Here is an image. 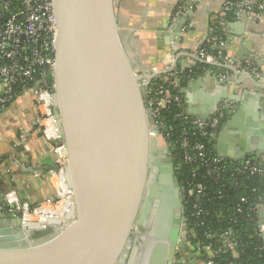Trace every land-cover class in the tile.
Wrapping results in <instances>:
<instances>
[{
	"label": "water",
	"instance_id": "obj_1",
	"mask_svg": "<svg viewBox=\"0 0 264 264\" xmlns=\"http://www.w3.org/2000/svg\"><path fill=\"white\" fill-rule=\"evenodd\" d=\"M164 1L162 9L157 4L152 9V0H52L53 114L66 148L74 214L58 229L22 226L11 214L0 216V264L176 263L178 249L187 241L182 229L191 226L184 212L185 186L144 93L162 76L151 70L170 53L192 51L199 32L195 12L180 18L175 14L179 0ZM187 17L192 21L182 34ZM249 24L227 25L244 47L241 51L238 46L242 55L235 58L248 59L264 73V35H249L247 42L241 38L239 26ZM181 73L177 82L192 85L196 93L182 98L207 109L206 118L187 114L193 121L208 123L221 104L237 103L239 97L250 101L254 89L264 85V79L256 83L241 75L245 92L238 93L236 87L231 94L234 78L219 80L215 72L189 80L187 68ZM209 80L212 90L205 93L203 83ZM248 107L236 105L231 120H247ZM259 152L224 156L215 148L214 154L238 161L247 156L258 160ZM141 228L148 232L136 245L132 238Z\"/></svg>",
	"mask_w": 264,
	"mask_h": 264
},
{
	"label": "built area",
	"instance_id": "obj_2",
	"mask_svg": "<svg viewBox=\"0 0 264 264\" xmlns=\"http://www.w3.org/2000/svg\"><path fill=\"white\" fill-rule=\"evenodd\" d=\"M196 7L197 0H179L175 14L183 18L188 10H194ZM230 11L234 13V17L238 20L259 22L264 15V0H223L221 13L224 14V12ZM185 32L186 25L182 26L181 29L182 34H185ZM55 38L56 24L52 11V0H0V85L3 86V90L0 93V105L9 104L15 99L16 96L12 92V87L15 84L31 86L26 90L31 91L34 97L35 126L40 129L46 141L51 143L54 166L57 167V170L51 171L49 176L55 194L46 197L41 204L30 207L28 202L22 200L13 189L5 193L4 208L8 207L9 212H4V215L14 214L21 221L25 217L35 218L37 211H47L49 217H52L51 213H55V217H59V209L63 208L66 201H70V198L73 197L69 186V189L67 188L65 175L64 177L62 176V173H67L66 148L59 136L57 120L53 114L52 78L55 64ZM212 43L220 49L217 55H212L204 48H200L195 52L197 58L206 66H217L221 62L225 63L227 58L221 52L223 42L219 41L217 43L216 40H212ZM234 66L238 71L253 75L255 78L260 77V74L252 67L250 62H239L236 60L234 61ZM144 94L154 125L161 131L168 143L171 129L160 121V113L170 102L180 106V99L177 97L169 98L163 92L162 87L155 86L152 82H150ZM233 110V103H223L219 112L208 123L193 121L188 116H182V114L181 116L184 121L183 124L191 125L197 131L200 139H206L207 136L213 139L221 124L223 114ZM181 145L185 151L184 164H191L197 157L201 161L204 159L205 150L201 142H196L192 146L193 151L196 152L193 156L187 154L189 144L186 140H183ZM17 146L22 151L28 150L24 138L18 141ZM168 147L171 153L172 146L169 143ZM222 159L224 158L216 156L210 162L218 164ZM229 161L234 162L233 170L236 172L264 176V163H261L259 159L244 158L238 161ZM19 165L18 159H12L2 171L1 177L7 178L13 169H17ZM208 172L209 174L218 175L215 171ZM202 194V184L185 186V200L196 199V197H201ZM241 202H244V200L242 199ZM263 203L264 201L259 199L252 209L257 211L259 205ZM193 208L196 211L194 215L201 213V210L196 205ZM2 215L0 214V216ZM186 217L188 216L186 215ZM60 218L62 219V217ZM62 225H64V222H62ZM59 227L52 228L58 229ZM259 231L263 233L261 223ZM221 237L224 245L222 249L214 250L210 246H206L203 247V250L217 256L235 245L225 235ZM204 264L212 263L209 260H205Z\"/></svg>",
	"mask_w": 264,
	"mask_h": 264
},
{
	"label": "crops",
	"instance_id": "obj_3",
	"mask_svg": "<svg viewBox=\"0 0 264 264\" xmlns=\"http://www.w3.org/2000/svg\"><path fill=\"white\" fill-rule=\"evenodd\" d=\"M222 2L223 0H197V7L192 11L196 13L195 18L197 21L195 22V25L199 34L197 36L198 38L196 37V39H193V50L189 53L186 52L185 54L181 51L177 54L170 53L164 56L156 67L151 70L152 72L157 69V71H159L158 74L162 75L161 79H164L173 85L174 89H176L180 96L179 107L182 114H185L186 116L191 113L197 114L201 118H206L207 109L204 105L199 106V102L194 103L182 98V96L186 97L188 95L192 96L196 94L193 92L192 85L177 82L178 79H182L181 72L184 68L188 69L189 74L187 75V79L189 80L191 77L206 79L209 78L210 74L213 75L215 72H218L219 76L216 77L219 80L225 79L228 81L229 79L232 80V78H234L235 81L232 80L229 85V91L231 94L232 90L236 87H238V93L245 92L244 89H242L243 84L241 80L243 78L241 75L252 77L256 83H259L264 79V73L258 69L256 70L260 74V77L255 78L253 75L238 71L234 66L236 55L238 54L241 56V51H243L244 47L238 35L228 33L227 25L236 23L239 25V22L248 23L244 20H238L234 16L223 26L225 41H223L222 50L224 51L227 60L225 63L221 62V64H217V66L212 68L211 71L206 70L203 72L200 69L202 73H199V66L202 64L197 58L195 52H197V50L202 47V44L207 41L210 33L208 25L209 19L222 14ZM161 3L164 4L165 1L152 0L150 8L155 9L159 6L162 9L163 7L160 6ZM187 12H189V10ZM191 21V18H186V29L191 24ZM260 21H262V23L255 24L257 22H251V24L248 26L246 25V27L243 28L239 26L242 30V41L246 40L247 42V36L249 35H264V15ZM153 22L156 21L153 20ZM239 45L241 51L238 47ZM212 49H216V47H213ZM259 56L260 55L258 54L255 58L257 59ZM238 61L243 62L241 60ZM245 62L250 61L247 59ZM250 63L252 64V62ZM170 69H172L173 73L167 74L166 72ZM170 78H173V82L170 81ZM245 83L248 84L250 82L247 80ZM184 88L186 90L180 95V90ZM2 90L3 86L0 85V93ZM203 90L205 93L212 90L211 80L203 83ZM252 97L253 99L250 101L247 99L243 100V98L239 97L237 103H231H233L234 109L236 108V105L242 107L248 105V109L244 111L248 119L244 120V122L250 123L254 126L248 127L243 125L244 122L237 117H235L234 120H231L232 116L227 117L220 125L216 136L213 138L214 153L215 148L224 156H236L242 151L249 152L255 150L257 152H264V85L261 90L255 88ZM33 105L34 97L32 92L28 90L20 93L19 96L12 100L8 105H0V206L2 207L5 206V193L10 189L15 190L18 194L25 191L26 200L34 197L36 194H41L42 197L46 198L52 193V184L49 180V176L52 171L51 168L54 166V156L51 149V143L46 141L44 136H42L40 129L35 126V111ZM216 137L218 138L217 141H215ZM21 138H24L26 141L27 151H22V149L17 146L18 141ZM259 155V161L264 163V154L259 152ZM14 158L18 159L20 164L19 167L13 170L7 178H2V171ZM257 215L262 224V232L264 233V203L259 205ZM192 252L187 251L184 255H180V258H176L177 262H180L181 264H200L195 262L196 259H194Z\"/></svg>",
	"mask_w": 264,
	"mask_h": 264
},
{
	"label": "trees",
	"instance_id": "obj_4",
	"mask_svg": "<svg viewBox=\"0 0 264 264\" xmlns=\"http://www.w3.org/2000/svg\"><path fill=\"white\" fill-rule=\"evenodd\" d=\"M233 16L234 13L230 11L211 17L208 22L210 33L201 48L216 56L220 49L213 45L212 40H216L217 43L225 41L223 26ZM213 47L216 49H212ZM221 52L224 54L223 50ZM199 67V73H202L201 70L211 71L215 66L202 64ZM152 83L162 87L169 98L180 99L173 85L163 81L161 77L155 78ZM30 87L17 83L12 87V92L17 97ZM231 113L232 111L225 112L220 123L231 116ZM181 114L180 107L170 102L161 111L160 121L171 129L168 143L172 146L174 170L180 173L179 182L186 187L198 183L203 186V194L199 201L191 198L185 200L184 204V212L191 226L186 227L183 233L187 235L188 247L191 252L193 251L195 262L204 264L205 260H209L212 264H264V236L259 231L260 220L257 211L252 209L259 199L264 201V176L236 172L233 170L234 162L228 159L212 164L210 161L216 157L213 152V139L208 136L206 139H200L191 125L183 124ZM183 140L189 144L187 149L189 156L196 154L192 146L196 142H201L205 150L204 159L201 161L197 157L191 164H184L185 151L181 145ZM246 158L253 159L251 156ZM208 171H215L218 175L209 174ZM242 199L244 202H241ZM194 205L201 210L199 215H194L196 212ZM222 235L235 244L231 249L217 256L203 250L206 246L214 250L222 249L224 246Z\"/></svg>",
	"mask_w": 264,
	"mask_h": 264
},
{
	"label": "bare ground",
	"instance_id": "obj_5",
	"mask_svg": "<svg viewBox=\"0 0 264 264\" xmlns=\"http://www.w3.org/2000/svg\"><path fill=\"white\" fill-rule=\"evenodd\" d=\"M159 73V71L153 70L151 74ZM66 177L67 180V173H62V176ZM67 183V182H66ZM68 188V183H67ZM66 188V189H67ZM69 189V188H68ZM67 189V190H68ZM59 217H55V213H51L52 217H49L47 211H37L36 217H25L23 221H21V225L29 226V225H38L39 228L43 229L46 227H59L62 225V222L68 223L71 221L73 214H74V202L73 197L70 198V201H66V204L63 208H60ZM62 217V219L60 218ZM63 226V225H62Z\"/></svg>",
	"mask_w": 264,
	"mask_h": 264
},
{
	"label": "rangeland",
	"instance_id": "obj_6",
	"mask_svg": "<svg viewBox=\"0 0 264 264\" xmlns=\"http://www.w3.org/2000/svg\"><path fill=\"white\" fill-rule=\"evenodd\" d=\"M162 80L165 81L164 79H162ZM13 170H15V169H13ZM51 191H52V193L49 194L48 196H51V195L55 194V190H54V188H53L52 185H51ZM19 196H20V198H22L24 201L26 200V198H25V191L20 192ZM48 196H47V197H48ZM44 200H45V198L42 197L41 194H39V195L36 194L34 197H31V198H29V200H26V202H28V204H29L30 207H33V206H36V205L41 204ZM4 212H6V213L9 212V211H8V207H7V208H4V207L0 206V214H3V215H4ZM6 215H7V214H6ZM12 216H13V218H17V219H19V218H18L16 215H14V214H12Z\"/></svg>",
	"mask_w": 264,
	"mask_h": 264
},
{
	"label": "flooded vegetation",
	"instance_id": "obj_7",
	"mask_svg": "<svg viewBox=\"0 0 264 264\" xmlns=\"http://www.w3.org/2000/svg\"><path fill=\"white\" fill-rule=\"evenodd\" d=\"M184 230H185V228L182 229V233L185 232ZM147 232H148V229H142L141 228L135 235H133L132 241L136 245H139V243L142 242V238L146 235ZM183 234L187 238V235H185V233H183ZM184 244H185L184 248H179L178 249V255H177L178 257H176V258H180V255H182V254L184 255L187 251L191 252V250L188 247V239H187V241ZM175 262H176L175 264H177V260Z\"/></svg>",
	"mask_w": 264,
	"mask_h": 264
}]
</instances>
